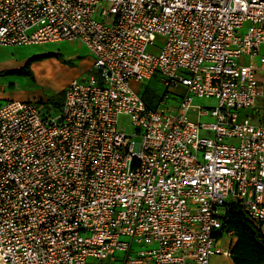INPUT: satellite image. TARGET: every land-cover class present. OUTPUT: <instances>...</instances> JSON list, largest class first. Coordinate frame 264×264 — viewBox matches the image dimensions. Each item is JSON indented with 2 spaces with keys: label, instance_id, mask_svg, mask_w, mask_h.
I'll return each instance as SVG.
<instances>
[{
  "label": "built area",
  "instance_id": "obj_1",
  "mask_svg": "<svg viewBox=\"0 0 264 264\" xmlns=\"http://www.w3.org/2000/svg\"><path fill=\"white\" fill-rule=\"evenodd\" d=\"M66 41L57 112L0 102L2 264H210L231 202L264 235V0H0V46Z\"/></svg>",
  "mask_w": 264,
  "mask_h": 264
},
{
  "label": "rangeland",
  "instance_id": "obj_2",
  "mask_svg": "<svg viewBox=\"0 0 264 264\" xmlns=\"http://www.w3.org/2000/svg\"><path fill=\"white\" fill-rule=\"evenodd\" d=\"M160 37L157 38V41ZM48 51H60L61 58L44 57L33 61L30 69L33 79L28 76L17 73L7 72L21 67L25 60L34 54H41ZM261 52H264V45L261 46ZM72 56L73 58H67ZM50 59V60H49ZM63 59L67 60L64 61ZM58 61V64L53 62ZM91 68V59L86 53L85 47L78 41H66L48 44H30L23 46H0V102L8 99L31 100L36 103L46 104V109L55 113L58 111L62 100V91L72 79H83L89 76ZM158 74H154L148 84H138L135 89L145 98L155 100L162 92L163 86L160 84ZM213 98L194 96L193 105H213ZM251 113L254 119L264 124V95L257 102ZM193 120L197 117L191 116ZM201 122H208L210 118L202 116L198 119ZM120 123H126V120L120 118ZM211 136V133H202ZM218 213L222 216L224 208L218 206ZM227 235L224 233L221 238V244L227 243ZM216 260L210 264H230L224 261L221 256L215 257Z\"/></svg>",
  "mask_w": 264,
  "mask_h": 264
},
{
  "label": "trees",
  "instance_id": "obj_3",
  "mask_svg": "<svg viewBox=\"0 0 264 264\" xmlns=\"http://www.w3.org/2000/svg\"><path fill=\"white\" fill-rule=\"evenodd\" d=\"M60 54V51H48L31 55L21 67L7 72H17L33 79L30 69V64L33 61L44 57L61 58ZM63 60L67 62V60ZM147 100L151 103L153 99ZM223 233H231L235 237L229 251V257L233 264H264V235L246 218L238 203H228L224 208L222 227L216 233V237L220 238Z\"/></svg>",
  "mask_w": 264,
  "mask_h": 264
},
{
  "label": "crops",
  "instance_id": "obj_4",
  "mask_svg": "<svg viewBox=\"0 0 264 264\" xmlns=\"http://www.w3.org/2000/svg\"><path fill=\"white\" fill-rule=\"evenodd\" d=\"M73 58L72 56H67V58ZM50 60V59H49ZM53 62H55L56 64H58V61L57 60H54ZM224 234V233H223ZM222 234V235H223ZM221 235V236H222ZM226 235H227V240H228V242L227 243H223V244H221V242H220V238H217V246L218 247H220L221 249H223V250H225L226 252H227V255L224 257V261L226 260V261H229V263L230 264H233L232 263V260L230 259V257H229V251H230V248H231V246L233 245V243H234V241H235V237H234V235L233 234H231V233H226Z\"/></svg>",
  "mask_w": 264,
  "mask_h": 264
},
{
  "label": "water",
  "instance_id": "obj_5",
  "mask_svg": "<svg viewBox=\"0 0 264 264\" xmlns=\"http://www.w3.org/2000/svg\"><path fill=\"white\" fill-rule=\"evenodd\" d=\"M0 264H2V263L0 262Z\"/></svg>",
  "mask_w": 264,
  "mask_h": 264
}]
</instances>
